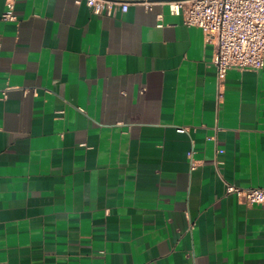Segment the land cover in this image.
<instances>
[{
    "label": "crops",
    "instance_id": "obj_1",
    "mask_svg": "<svg viewBox=\"0 0 264 264\" xmlns=\"http://www.w3.org/2000/svg\"><path fill=\"white\" fill-rule=\"evenodd\" d=\"M0 0V264H264V55L171 14ZM182 128V130H180Z\"/></svg>",
    "mask_w": 264,
    "mask_h": 264
},
{
    "label": "built area",
    "instance_id": "obj_2",
    "mask_svg": "<svg viewBox=\"0 0 264 264\" xmlns=\"http://www.w3.org/2000/svg\"><path fill=\"white\" fill-rule=\"evenodd\" d=\"M157 0H85L95 14L114 5L126 11L130 4L151 9ZM16 0H5L3 18L14 19ZM171 14H181L186 25L199 27L214 44L213 62L219 88L229 66L257 69L263 65L264 0H165ZM182 130V128H180ZM226 193L246 204L264 203V187L228 183Z\"/></svg>",
    "mask_w": 264,
    "mask_h": 264
}]
</instances>
